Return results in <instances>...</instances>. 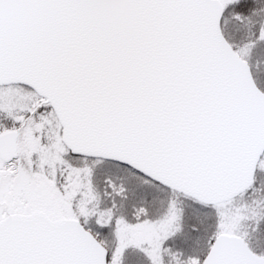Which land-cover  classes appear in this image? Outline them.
Returning <instances> with one entry per match:
<instances>
[{
	"label": "snow or ice",
	"instance_id": "obj_1",
	"mask_svg": "<svg viewBox=\"0 0 264 264\" xmlns=\"http://www.w3.org/2000/svg\"><path fill=\"white\" fill-rule=\"evenodd\" d=\"M0 264H264V0H0Z\"/></svg>",
	"mask_w": 264,
	"mask_h": 264
}]
</instances>
